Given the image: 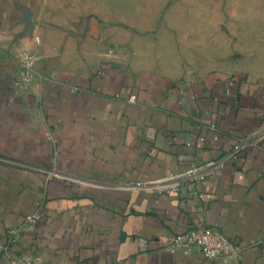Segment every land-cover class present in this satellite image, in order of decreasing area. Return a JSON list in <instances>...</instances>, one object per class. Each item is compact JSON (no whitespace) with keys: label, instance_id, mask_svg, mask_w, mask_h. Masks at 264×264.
I'll return each mask as SVG.
<instances>
[{"label":"crops","instance_id":"0c3cea01","mask_svg":"<svg viewBox=\"0 0 264 264\" xmlns=\"http://www.w3.org/2000/svg\"><path fill=\"white\" fill-rule=\"evenodd\" d=\"M66 1L0 0V264L23 252L43 264H264V82L172 75L139 29L62 11ZM26 52L37 76L17 90ZM211 123L217 134L200 128ZM222 156L198 184L154 186ZM202 225L241 256L168 248Z\"/></svg>","mask_w":264,"mask_h":264},{"label":"rangeland","instance_id":"374dc122","mask_svg":"<svg viewBox=\"0 0 264 264\" xmlns=\"http://www.w3.org/2000/svg\"><path fill=\"white\" fill-rule=\"evenodd\" d=\"M60 5L70 14L94 12L105 16L107 25L139 29L149 38L141 44L143 53L172 75L195 80L226 71L264 82V0H67Z\"/></svg>","mask_w":264,"mask_h":264},{"label":"built area","instance_id":"2783aa9c","mask_svg":"<svg viewBox=\"0 0 264 264\" xmlns=\"http://www.w3.org/2000/svg\"><path fill=\"white\" fill-rule=\"evenodd\" d=\"M36 41L40 42L39 36H36ZM36 60L37 55L33 52H26L20 57L17 76L14 81L17 90H26L35 81L37 76ZM130 100L134 102L135 96H131ZM200 128H209L216 134L219 131L216 123H211L207 126L201 124ZM218 138V135H215V140H218ZM226 158V156H222L205 164L192 163L184 171L167 176L154 186L159 192L172 193L181 190L184 186L198 184L207 177L220 172L225 166ZM40 217V213H33L27 216L26 222H36ZM14 232L12 230L11 235ZM191 247H197L202 255L209 260L239 258L242 252L241 246L229 238L222 230L206 225L190 228L178 234L168 246L172 252L178 250L188 251ZM10 264L43 263L37 254L23 252L11 258Z\"/></svg>","mask_w":264,"mask_h":264},{"label":"water","instance_id":"95a60500","mask_svg":"<svg viewBox=\"0 0 264 264\" xmlns=\"http://www.w3.org/2000/svg\"><path fill=\"white\" fill-rule=\"evenodd\" d=\"M27 17L28 18L26 19V22L28 23L29 26H33L34 23L29 12H27Z\"/></svg>","mask_w":264,"mask_h":264}]
</instances>
